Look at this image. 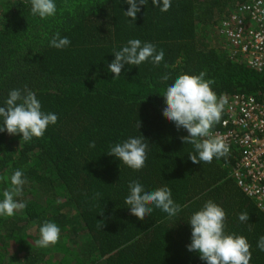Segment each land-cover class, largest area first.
Here are the masks:
<instances>
[{
  "label": "trees",
  "instance_id": "1",
  "mask_svg": "<svg viewBox=\"0 0 264 264\" xmlns=\"http://www.w3.org/2000/svg\"><path fill=\"white\" fill-rule=\"evenodd\" d=\"M251 1L172 0L161 12L149 0L131 21L125 0H56L57 14L47 19L31 14L30 0H0V103L9 90L28 89L42 110L58 115L43 137L30 142L0 133V193L11 186L14 170L28 178L17 197L26 207L0 217V264H206L187 248V221L208 200L225 210L227 232L247 238L250 264H264L257 248L264 212L233 176L241 147L230 144L226 158L193 163V147L181 139L188 133L164 115L162 96L176 76L201 72L218 98L264 93V65L253 67L246 58L252 50L246 54L218 29ZM245 22L251 23L249 16ZM57 32L71 41L63 50L49 46ZM129 39L154 43L164 61L125 65L114 78L107 69L112 52ZM225 110L213 134L226 130ZM140 135L149 144L143 169L107 154ZM137 179L149 190L167 184L182 211L171 218L160 209L142 219L132 215L125 197ZM242 212L248 221H239ZM45 221L55 222L61 234L42 248L36 242Z\"/></svg>",
  "mask_w": 264,
  "mask_h": 264
},
{
  "label": "clouds",
  "instance_id": "2",
  "mask_svg": "<svg viewBox=\"0 0 264 264\" xmlns=\"http://www.w3.org/2000/svg\"><path fill=\"white\" fill-rule=\"evenodd\" d=\"M31 14L40 19L54 17L57 14L56 0H30ZM149 0H125L129 5L125 15L135 21L141 6ZM154 6H159L161 12H167L172 0H152ZM221 28V26H219ZM220 28H218L220 30ZM221 32V31H220ZM71 44L67 36L61 37L55 33L49 41V46L63 50ZM114 59L108 64V71L118 78L125 65L136 66L148 62L154 66L164 61L165 52L154 43L142 42L140 39H129L122 48L112 52ZM167 67V65H165ZM170 74L162 76L163 81H169ZM211 81L205 79V73L180 74L174 78L162 95L165 98L164 115L174 123L175 127L188 133L181 139L193 147L190 159L193 163H211L213 159L226 158L230 153V145L221 137L213 134L212 129L221 121L225 100L217 96L211 87ZM58 115L42 110V104L35 92L28 89H11L7 99L0 103V133L21 135L23 141L30 142L34 137H43L50 125H55ZM139 129L140 122L136 124ZM145 137L129 136L126 140L110 147L107 154L114 156L132 170L139 171L145 167L148 159L149 144ZM28 178L21 169H16L10 176V187L0 193V217H12L17 211L26 207V203L18 200L23 193ZM125 204L132 215L144 218L154 209H160L168 217H175L183 206L173 199L171 188L165 184L153 190L147 189L138 179L128 184V195ZM226 212L212 200H208L188 219L191 227V242L187 245L189 251L199 253L200 259L206 264H250L252 253L247 238L226 231ZM239 221L249 220V214L242 212ZM40 237L37 245L47 248L60 239L61 229L51 221L42 223L39 229ZM257 248L264 251V236H260Z\"/></svg>",
  "mask_w": 264,
  "mask_h": 264
},
{
  "label": "built area",
  "instance_id": "3",
  "mask_svg": "<svg viewBox=\"0 0 264 264\" xmlns=\"http://www.w3.org/2000/svg\"><path fill=\"white\" fill-rule=\"evenodd\" d=\"M247 16L251 19L250 24L245 22ZM220 31L235 43L242 44L246 54L250 48L251 55L246 56L248 63L261 70L264 65V0L242 4L230 20L222 23ZM258 95L235 93L224 96L227 118L223 127L226 130L216 131L214 135L229 145L241 147L233 176L242 191L264 212V93Z\"/></svg>",
  "mask_w": 264,
  "mask_h": 264
}]
</instances>
